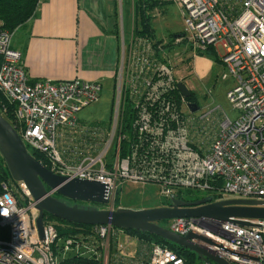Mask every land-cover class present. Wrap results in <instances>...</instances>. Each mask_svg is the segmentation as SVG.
Listing matches in <instances>:
<instances>
[{"label": "built area", "instance_id": "2783aa9c", "mask_svg": "<svg viewBox=\"0 0 264 264\" xmlns=\"http://www.w3.org/2000/svg\"><path fill=\"white\" fill-rule=\"evenodd\" d=\"M173 1L184 23L177 40L194 51L221 49V77L234 78L227 97L238 117L191 111L165 52L142 37L134 38L126 70L115 79L108 119L83 121L80 113L99 101L102 83L30 79L11 45L12 30L0 27V94L13 114L7 120L55 174L105 184L103 208H115L123 182L154 184L168 201L182 190L209 191L213 201L224 195L264 200V0ZM8 109L0 108L4 118ZM37 217L25 183L4 181L0 227L8 236L0 237V264H60L59 255L99 264H189L172 248L109 224L60 235L55 220L43 217L41 237ZM167 221L165 228L181 236L193 232V243L230 264H264V219L250 225L209 217ZM120 234L135 241L133 255L118 244Z\"/></svg>", "mask_w": 264, "mask_h": 264}, {"label": "crops", "instance_id": "0c3cea01", "mask_svg": "<svg viewBox=\"0 0 264 264\" xmlns=\"http://www.w3.org/2000/svg\"><path fill=\"white\" fill-rule=\"evenodd\" d=\"M120 1L38 2L34 14L12 30L11 45L21 52L23 66L29 78L61 81L78 77L101 82L103 87L108 85L113 89L120 68L127 67L135 36L133 0H130L131 23L128 41L125 40L124 26L120 19ZM158 5L157 12L161 6ZM178 35L180 34H174L172 37L176 38ZM137 38H142V35H137ZM154 39L158 43L159 40L170 38L159 39L154 31ZM178 41L177 45L183 44L184 47L173 59L169 54L171 47H165L164 44L160 45V49L165 52L174 67L175 78L183 81L193 93V82H189L191 77L202 79L209 76L216 65L223 68L219 59L221 49L194 51L186 40ZM81 119L85 121L82 117Z\"/></svg>", "mask_w": 264, "mask_h": 264}, {"label": "water", "instance_id": "95a60500", "mask_svg": "<svg viewBox=\"0 0 264 264\" xmlns=\"http://www.w3.org/2000/svg\"><path fill=\"white\" fill-rule=\"evenodd\" d=\"M177 87L183 96L191 95L183 81L177 82ZM189 107L191 111H196L198 105L195 101H190ZM0 155L11 178L24 182L33 198L34 207L38 211L36 222L41 237L43 217L47 213L68 222L86 225L109 224L125 230L135 229L155 234L193 251L203 264H230L212 251L193 243L191 238L196 237L193 232L181 236L157 222L175 217H209L250 225L251 219H264V200L251 198H225L213 201L211 197L197 200L171 197L168 205L139 209L126 207L108 209L68 204L54 194L74 201L105 204L106 185L95 180L68 178L49 170L27 150L15 128L1 113Z\"/></svg>", "mask_w": 264, "mask_h": 264}, {"label": "rangeland", "instance_id": "374dc122", "mask_svg": "<svg viewBox=\"0 0 264 264\" xmlns=\"http://www.w3.org/2000/svg\"><path fill=\"white\" fill-rule=\"evenodd\" d=\"M231 2V4L239 2V0H221ZM120 19L123 22V30L125 35V40L129 39V29L131 23V1L130 0H121L120 1ZM163 4L156 10V6L150 10V14L156 15L151 19V25L154 28L156 36L161 39L169 40H159L157 45H164L165 47H171L169 54L170 57L175 56L179 50H182L184 45L179 44L177 38H173L174 34H181L184 30L183 17L180 11L179 4L173 0H164ZM121 22V23H122ZM137 38V35L134 36ZM155 40V39H154ZM153 40V41H154ZM182 41V40H181ZM156 42V41H154ZM175 44V45H174ZM174 45V46H173ZM160 46V47H161ZM224 72L223 68L219 65L214 67L213 71L209 76L197 79L191 77L189 82L192 83V92L195 97V101L198 105V109L195 111L197 115L207 113L209 111H214L216 115L225 114L229 118L235 119L239 116V111L232 107L231 103L227 97V91L233 86L234 78L228 75L225 78L221 77V74ZM178 77V76H177ZM190 85V84H189ZM194 87V88H193ZM113 94V89L108 85L103 87V90L100 95V99L97 103L90 105L80 113L85 121L93 122L95 120H106L108 119L111 111V95ZM1 156V155H0ZM181 194L187 199H198L203 198L209 195V191L202 190H182ZM226 197H236L233 195H224ZM74 201V200H73ZM77 203H82L86 205H94L99 208L106 207V204L85 202V201H76ZM167 198L162 196L159 192V187L154 184H141V183H132V182H123L119 184L117 190L115 191L114 206L117 207H126L131 209L139 208H152L157 206L168 205ZM114 208V209H115ZM57 225L61 228H66L65 223L53 219ZM167 220H160L158 224L166 227L168 226ZM127 234H120L118 239V244L125 246L127 252L130 255L135 253L136 243L135 241L127 242ZM141 236V235H139ZM144 237V236H142ZM174 250V249H173ZM175 251V250H174ZM178 254L180 252L176 251ZM183 254V253H181ZM186 258V256H184ZM61 255H59V259ZM198 257L196 255V262H198Z\"/></svg>", "mask_w": 264, "mask_h": 264}, {"label": "trees", "instance_id": "16d2710c", "mask_svg": "<svg viewBox=\"0 0 264 264\" xmlns=\"http://www.w3.org/2000/svg\"><path fill=\"white\" fill-rule=\"evenodd\" d=\"M158 4L159 5L163 4V0H133L134 19H135L134 35H142V37H147L152 40L154 39V31L151 26L152 14H150V10L155 6L157 7ZM37 6H38V0H0V27L7 30L15 29L19 25L26 22L34 14ZM209 50L212 51V47H209L208 51ZM187 100L195 101V97L193 93H191V95L187 97ZM4 105L9 108L8 111L5 112L6 119L12 120L13 118L12 106L7 105L2 95L0 94V108H2ZM32 153L37 160H39L45 166H48L46 160H44L43 158V155H41L36 151H33ZM7 180L12 181V178L3 161V158L0 156V193L2 190V183ZM54 195L57 196L58 194H54ZM177 197L183 200H197V199H187L186 197L182 196L181 192L177 194ZM169 203L170 201H168L166 204ZM44 218L45 219L55 218L57 221L61 223H65L66 228H61L59 226L57 227V230L60 235L68 234L70 232H74L75 230H80V229L87 230L91 227V225L61 220L47 213L44 214ZM127 231L132 233H137L144 237L151 238L163 245H166L167 247L174 249L175 251L180 252L179 254L183 253L181 255L186 256V259L189 264L197 263L195 261L196 254L193 251L181 247L173 242H170L165 238L135 229H127ZM7 236H8V228L0 227V237L6 238ZM60 264H99V261L87 256L68 255L63 258H60Z\"/></svg>", "mask_w": 264, "mask_h": 264}, {"label": "flooded vegetation", "instance_id": "af4514ba", "mask_svg": "<svg viewBox=\"0 0 264 264\" xmlns=\"http://www.w3.org/2000/svg\"><path fill=\"white\" fill-rule=\"evenodd\" d=\"M57 197L62 199V200H64V201H66V203H68V204H74L75 203V204H78V205H83L82 203H77L76 201L70 200V199L65 198V197H63L61 195H57Z\"/></svg>", "mask_w": 264, "mask_h": 264}]
</instances>
